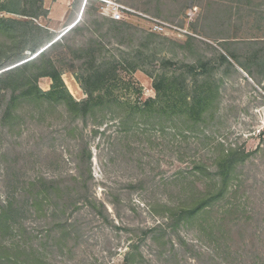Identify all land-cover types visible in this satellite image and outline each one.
<instances>
[{
    "label": "rangeland",
    "instance_id": "1",
    "mask_svg": "<svg viewBox=\"0 0 264 264\" xmlns=\"http://www.w3.org/2000/svg\"><path fill=\"white\" fill-rule=\"evenodd\" d=\"M14 1V6H10L12 10L21 13L27 10L25 0ZM111 1L130 9L119 21L124 24L125 32L117 37L102 38L101 34L107 29L102 33L90 31L84 33L79 42L89 43L100 38L106 58L114 57L118 74L114 78L119 82L122 96L130 97L133 102L155 98L154 78L178 71L185 75L190 91L205 80L216 84L219 108L216 119L206 131L209 140H203L204 135H192L188 140L179 137L172 145L170 138H163L160 133L139 130L130 139L128 153L124 143L114 141L116 127H110L104 136L99 135L92 141L95 180L92 195L105 203L106 211L103 216H95V212L83 207L71 216L66 215L68 222L78 224L81 231L77 240L72 237L63 243L62 249L56 241L46 240L44 231L52 221L50 209L41 212L39 218H30L26 226L45 240L42 241L44 246H40V254L45 257L42 260L51 264H122L134 242L140 243L152 264H163L158 259L160 253L163 260H171L169 264H195L188 246L211 255L208 243L198 240L200 235L196 230L167 229L162 241L165 245L154 244L148 232L165 223L162 201L170 196L174 202L179 193L169 180L179 172L188 173L196 159H209L206 150L213 151L218 142L257 153L242 170L244 183L236 199L241 204V215L228 218L230 230L225 243L230 250L241 254L239 263L243 254L247 258H251L253 252L264 256V0ZM82 4L83 0H38L36 8L43 6L46 17L32 19L26 26V34L23 31L26 27L17 25L16 43L0 35V59H7L13 49L20 51L21 47L25 59L33 55L32 48L36 47L35 52H38L50 41H57L62 31L80 18ZM104 8L97 1H89L80 22L111 20L103 14ZM0 17L26 20L7 12L0 13ZM157 22L172 26V34L151 32ZM129 26L137 29L132 41L127 32L132 31ZM37 27L43 28L45 33L39 32ZM148 34H157L168 41H152ZM13 43L16 45L12 46ZM65 62V66L60 67L64 82L77 101L84 100V89L68 69L74 62L69 59ZM82 62L75 63L76 70ZM89 68L91 65L87 64L83 70ZM191 68L197 72L204 68L207 74L195 79ZM51 84L47 78L39 82L43 91L50 90ZM69 122L64 108L48 109L42 118L26 107L18 120L0 124V150L8 154L0 164V191L4 197L8 168L10 175H19L23 182L39 177L67 178L76 172L72 158L78 147L69 135ZM89 131L90 127L86 128L85 134ZM188 174L190 176V172ZM211 218L214 221L217 215ZM41 232L43 234H39ZM179 236L187 247L180 243Z\"/></svg>",
    "mask_w": 264,
    "mask_h": 264
},
{
    "label": "trees",
    "instance_id": "2",
    "mask_svg": "<svg viewBox=\"0 0 264 264\" xmlns=\"http://www.w3.org/2000/svg\"><path fill=\"white\" fill-rule=\"evenodd\" d=\"M37 1L25 0L27 10L21 13L10 7L14 6V0H0V13L7 12L26 19L22 21L0 17V35L10 37L16 43L17 25L25 28L32 19L46 17L43 6L36 8ZM123 26L121 22L104 18L101 22L97 19L78 22L57 41H50L43 51L35 52L37 48H32L31 57L24 59L21 47L20 51L13 49L7 59H0V124L18 120L21 110L26 107L32 113H39L42 118L48 109L54 111L64 108L70 119L69 135L78 147L72 158L76 172L67 178L39 177L23 182L19 175H10L9 168L5 171V197L0 191V264H51L47 260L43 261L45 257L42 252L40 254V246H44L42 241L45 240L25 224L30 218H39L41 212L51 210L52 221L44 232L46 240L56 241L59 249L72 237L77 240L81 231L78 224L68 222L66 215L70 213L71 216L83 207L95 212V216L104 215L105 203L97 201L92 195L95 180L92 174L91 143L99 135L104 136L108 128L116 127L114 141L124 143L128 153L130 139L139 130L142 133H160L163 138H170L169 143L172 145L179 141V137L188 140L192 135H204L203 140H209L206 131L216 119L219 108V87L216 84L205 80L190 91L183 73H164L154 78L155 98L133 102L130 97L120 94L119 82L114 78L118 75L117 66L113 64L114 57H111L112 60L106 58V49L99 41L100 38H94L89 43L79 42L80 37L90 31L102 33L107 29L106 33L101 34L102 38L120 36L125 32ZM27 27L23 30L25 34ZM36 29L44 32L43 28ZM129 30H132L127 31L132 41L137 29L129 26ZM148 37L152 41H168L157 34H148ZM14 43L12 46L16 45ZM68 59L74 62L72 68L68 69L84 89V100L77 101L64 82L60 67L65 66ZM223 59L226 61V58ZM78 61L83 62L79 70H76L75 63ZM87 64L91 68L83 70ZM109 66L114 67L110 69ZM191 72H194L195 79L207 74L204 68L201 72L191 68ZM43 78L52 82L48 91H43L39 86ZM88 127L90 131L85 134ZM103 127L105 129L101 130ZM206 151H209L210 155H206L209 159H196L189 171L190 176L189 172H179L169 180L173 189H178L179 193L174 202L170 196L162 201L161 213L165 223L158 224L148 232L150 239L156 245H165L162 241L167 229L174 232L180 228L196 230L200 235L198 240L202 244L208 243L211 255L202 249L188 246L195 264H264V256L259 252H253L251 258L243 254L239 263L241 254L230 250L225 243L227 231L230 230L228 218L235 214L241 215V204L236 199L244 183L242 170L257 153H247L237 146L227 147L222 142H218L213 151ZM7 158L8 154L0 150V164ZM240 177L243 180L240 181ZM214 214L217 218L212 221ZM179 241L186 245L180 236ZM158 259L163 264L171 262L163 260L161 253ZM122 264H152V261L146 259L140 243L134 242Z\"/></svg>",
    "mask_w": 264,
    "mask_h": 264
},
{
    "label": "built area",
    "instance_id": "3",
    "mask_svg": "<svg viewBox=\"0 0 264 264\" xmlns=\"http://www.w3.org/2000/svg\"><path fill=\"white\" fill-rule=\"evenodd\" d=\"M89 1H97V2H99L101 4H103V6L105 7L104 8L105 11L103 9V11H104L103 14L105 16L109 17L113 21H118V22L121 21L123 19V17H124L125 11H130V9H128V8H126L124 6H121L117 2H113L111 0L110 1L109 0H83V7H82L83 11L87 7ZM82 13L83 12L81 11L80 18L82 17ZM78 20H76L71 25L67 26L56 39H59L63 35L68 33L76 25ZM172 29H174V28H172V26H168L167 24H164V23L162 24L160 22H157V24L153 26L151 32L159 33V34H163V35H170V34H172ZM41 51H43V49ZM36 55H34V56H36Z\"/></svg>",
    "mask_w": 264,
    "mask_h": 264
},
{
    "label": "bare ground",
    "instance_id": "4",
    "mask_svg": "<svg viewBox=\"0 0 264 264\" xmlns=\"http://www.w3.org/2000/svg\"><path fill=\"white\" fill-rule=\"evenodd\" d=\"M82 7H83V4H82ZM82 7H81V11H82ZM81 11H80V13H81ZM80 13H79V17H80V15H81ZM80 20H81V18L78 20V22H79ZM78 22H77V23H78ZM73 23H74V22H73ZM77 23H76V24H77Z\"/></svg>",
    "mask_w": 264,
    "mask_h": 264
},
{
    "label": "water",
    "instance_id": "5",
    "mask_svg": "<svg viewBox=\"0 0 264 264\" xmlns=\"http://www.w3.org/2000/svg\"><path fill=\"white\" fill-rule=\"evenodd\" d=\"M82 12H83V10H82ZM47 46H48V45H47ZM47 46H46V47H47ZM41 50H42V49H41Z\"/></svg>",
    "mask_w": 264,
    "mask_h": 264
},
{
    "label": "crops",
    "instance_id": "6",
    "mask_svg": "<svg viewBox=\"0 0 264 264\" xmlns=\"http://www.w3.org/2000/svg\"><path fill=\"white\" fill-rule=\"evenodd\" d=\"M51 15V14H50ZM61 20H63L62 18H61Z\"/></svg>",
    "mask_w": 264,
    "mask_h": 264
},
{
    "label": "clouds",
    "instance_id": "7",
    "mask_svg": "<svg viewBox=\"0 0 264 264\" xmlns=\"http://www.w3.org/2000/svg\"><path fill=\"white\" fill-rule=\"evenodd\" d=\"M76 25H77V24H76ZM76 25H75V26H76Z\"/></svg>",
    "mask_w": 264,
    "mask_h": 264
}]
</instances>
